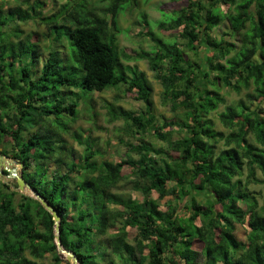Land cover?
<instances>
[{"label":"trees","instance_id":"16d2710c","mask_svg":"<svg viewBox=\"0 0 264 264\" xmlns=\"http://www.w3.org/2000/svg\"><path fill=\"white\" fill-rule=\"evenodd\" d=\"M61 1L57 12L48 15L41 0L16 5L0 0V151L23 163V178L57 210L63 247L78 256L79 264H264V202L249 188L264 183V0H182L160 24L176 36L172 41L145 30L157 43L149 57L151 68L172 109H184L181 117L162 124L152 112L145 72L132 68L129 74L116 44L119 13L139 0H111L104 15L90 8V0ZM36 20L46 23L50 45L60 49L47 47L46 61L33 74L42 54L40 39L31 33L33 40L26 41L20 26ZM225 21L238 34V43L227 33L212 35ZM17 22L15 31L11 25L4 28ZM62 28L72 40L71 54L57 30ZM31 47L29 62L25 56ZM121 84L146 110L110 107L111 120H125L135 133L151 128L175 154L142 138L129 143L127 159L100 160L90 137L72 131L82 97L78 89L87 95ZM221 87L238 93L254 88L246 95L254 107L240 99L222 113L228 131L205 120L225 104ZM59 93L65 97H52ZM64 117L72 121L67 124ZM179 129L186 136L174 140ZM65 133L83 146L77 159ZM126 163L131 167L123 173ZM125 182L142 198L129 190L118 194ZM17 195L0 180V264H46L48 255L61 264L53 214L37 197ZM169 196L162 209L161 201ZM93 213L98 217L93 219ZM238 223L248 226L244 241L235 234ZM129 228L135 231L132 238Z\"/></svg>","mask_w":264,"mask_h":264},{"label":"rangeland","instance_id":"374dc122","mask_svg":"<svg viewBox=\"0 0 264 264\" xmlns=\"http://www.w3.org/2000/svg\"><path fill=\"white\" fill-rule=\"evenodd\" d=\"M46 3L45 7L43 8V11L45 14L52 15L54 12H57L59 8V4L62 3L61 0H57L56 3L53 0H41ZM71 1V0H67ZM90 8H94L97 14H103L105 13V10L109 8V5L111 3V0H90ZM18 3V0H10V4L16 5ZM184 2L182 0L178 2H174L172 0H139L137 6H128L124 11L119 13V16L117 18V28L115 31L116 34V44L117 49L121 58V62L124 65V67L128 70V73L130 74V69L137 68L139 71L145 72V77L149 83V85L152 87V93L151 98L153 101V108L152 112L155 115L157 119V123L162 124L163 121L167 119H172L177 117H181L182 113L184 112L183 108H179L178 110H173L172 105L170 101L168 100V97L165 95V89L160 81L158 79L157 74L152 70L151 63H150V56L152 53H154L155 49V43L152 40L150 36L145 35V30L149 29L152 30L153 33H156L159 37L163 38L165 41H172L176 36H171V32L168 30H163L160 27L161 23L167 22L171 15L167 14L168 12H172L176 7L182 5ZM166 12V13H165ZM146 15L147 23L143 22V16ZM107 18L109 16L107 15ZM20 22H17L16 24H7L4 26V28H7L8 26H12V30H16V25ZM10 26V28H11ZM24 31L25 40H33V36L29 38V34L31 33H38L37 37L40 39L41 44V56L39 58V62L34 66L33 68V74H37V70L39 71L40 68L43 66L44 62L47 59L48 52L47 47H50V49H60V46H56L54 44V48L50 45L52 36L49 34L48 27L46 23L36 20V21H29L26 23H22L20 26ZM60 30L62 33L61 37L62 40H64L68 44L67 50L65 52L71 54V38L67 34V31L65 29H57ZM227 33L229 36H226L227 39L234 41L236 43L239 42V36L238 34H234L231 32L230 25L228 21H225L222 25H220L218 28L214 29L212 32V35L214 37H219L222 34ZM233 33V34H232ZM33 35V34H32ZM49 36V37H48ZM48 37V38H47ZM36 38V36H35ZM28 40V41H29ZM179 40V39H178ZM157 44V43H156ZM29 45V42H28ZM32 50L33 47H31L30 52H28L25 56V60L29 58V62H32ZM202 55H206V47L201 49ZM9 53H11L9 51ZM140 54H144V57L139 58L138 56ZM235 54L234 52L231 53L230 56ZM9 55V54H7ZM131 56L130 58H127L126 56ZM194 54H189L190 58H194ZM69 59L71 60L72 57L69 56ZM204 70H207V66L204 63L203 66ZM117 73H119V69H117ZM66 90V88H64ZM253 87L250 89H242L240 93L230 89L221 87V94L224 96L225 104H220L219 108L215 111L210 112L209 114L205 115V120L208 123H212L214 128L216 130H227V127L224 125V122L222 120V113L226 112V109L228 106H235L238 104L240 99L246 100V95L248 92L253 91ZM79 93L82 94L81 101L78 102V120L72 124L71 129L72 131H79L83 132V138L86 139L87 137H90L92 143L96 144V149L100 150V154L97 156L100 160H117L122 161V159L126 158V152L129 149V143L137 144L139 141L143 138L145 141L151 145L152 147H155L156 149H162L163 151H169L170 154H175V150L173 151L172 148L169 146L167 142L162 140V137L156 134L151 128H149L146 132L142 133H135L134 128H131L123 119L118 120H111V115L109 113L110 107H114V109H118L119 107H122L125 110L135 111L137 113L144 112L146 110V105L143 101L137 100L132 93H130L128 90L129 88L127 85L121 84L114 87H110L109 89H106L103 92H90L87 95L84 94V91L81 89H78ZM55 96L58 97H65L63 93L59 94H53V98ZM87 97V105L86 100L83 99ZM247 104L250 108L254 107V103H250L247 101ZM256 104V102H255ZM261 116L264 117V100L261 101ZM64 121L69 124L72 121L71 117H64ZM176 128V127H175ZM167 130H163V135H166ZM186 136V132L184 129H179L173 132L172 138L174 140L181 139ZM64 138L68 141L67 147L74 150V156L77 159L79 155L83 152V146L77 143V141L74 140V137L71 135V133H65ZM223 148V142L218 144L217 146V152L221 151ZM132 158L135 157L131 156ZM152 157L157 158L159 157L156 152H152ZM11 158V157H9ZM13 159V158H11ZM10 160V159H9ZM12 166L13 165V161ZM71 162H69L70 165ZM15 167L20 169L18 165H15ZM56 164L53 162L51 163V169L55 168ZM131 166L126 163V166L124 167L123 173H126L128 169ZM4 166H2V169ZM68 169L64 167V171H67ZM21 173L22 170H19ZM258 178L262 179L263 176L260 171L257 172ZM244 182L245 178H243ZM12 190L16 191L18 193L17 197H19L20 194H28L31 196H34V194L31 192V190L26 189L25 192L20 191L17 189V181L16 179H8V183ZM249 188L252 191L258 192V195L261 197L260 202H264V183H251L249 184ZM123 190H129V192L134 193L137 195L138 198H142V195L138 192L131 189L130 185L125 182L124 185H121L119 189H117V193L123 192ZM153 197H157V193L153 194ZM169 197H166L161 201V208L166 209L167 206L165 204V201L168 200ZM200 199V198H199ZM114 207V205H111ZM93 219L98 217V213H93L92 215ZM129 231L131 233V238L135 235V231L132 228H129ZM248 233V226L244 224H237V229L235 231V234L237 238L241 241L246 240ZM198 249H201V245L197 246ZM65 249H61V256L63 257V261L61 264H67L69 262L66 258L68 255ZM66 255V256H65ZM113 260L119 262L120 259L113 255ZM46 264H54L52 261L51 255L47 256V259L44 260ZM72 264V262H70Z\"/></svg>","mask_w":264,"mask_h":264},{"label":"water","instance_id":"95a60500","mask_svg":"<svg viewBox=\"0 0 264 264\" xmlns=\"http://www.w3.org/2000/svg\"><path fill=\"white\" fill-rule=\"evenodd\" d=\"M4 158H9V157H7L5 154H3L0 151V180H2L5 183H8V179H16L18 185L17 189H19L22 192H25L26 189L31 190V192L41 201L44 207L53 214L56 223V243H57L58 251L61 253V249L64 248L68 254L67 256L65 255L67 260L69 262H72V264H79L78 256L73 251L63 247V243L60 236V232H61L60 216L57 210L54 207L50 206L49 203L46 201V199L37 190H35L32 186H30V184H28L26 180L23 178L22 174L19 173V170H22L23 168V163H18L16 160L9 158L14 162L13 165L14 167L12 168L4 167L2 169ZM15 165H18L20 169L18 170V168L15 167Z\"/></svg>","mask_w":264,"mask_h":264},{"label":"bare ground","instance_id":"6f19581e","mask_svg":"<svg viewBox=\"0 0 264 264\" xmlns=\"http://www.w3.org/2000/svg\"><path fill=\"white\" fill-rule=\"evenodd\" d=\"M13 164H14V162H13ZM3 166L4 167H8V168H12L11 167L12 166L11 160H9V158H4V160H3Z\"/></svg>","mask_w":264,"mask_h":264},{"label":"clouds","instance_id":"9594fccd","mask_svg":"<svg viewBox=\"0 0 264 264\" xmlns=\"http://www.w3.org/2000/svg\"><path fill=\"white\" fill-rule=\"evenodd\" d=\"M8 157V156H7ZM15 160V159H14ZM19 163V162H18ZM20 173V172H19ZM20 174H22V172L20 173ZM23 176V175H22ZM2 181V180H1ZM3 182V181H2ZM5 183V182H4ZM35 196V195H34ZM36 197V196H35Z\"/></svg>","mask_w":264,"mask_h":264}]
</instances>
